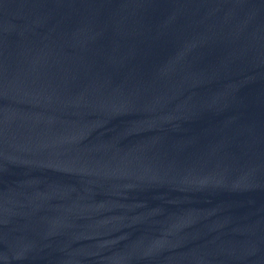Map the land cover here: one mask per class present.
I'll use <instances>...</instances> for the list:
<instances>
[{"label":"water","instance_id":"obj_1","mask_svg":"<svg viewBox=\"0 0 264 264\" xmlns=\"http://www.w3.org/2000/svg\"><path fill=\"white\" fill-rule=\"evenodd\" d=\"M0 264H264V0H0Z\"/></svg>","mask_w":264,"mask_h":264}]
</instances>
